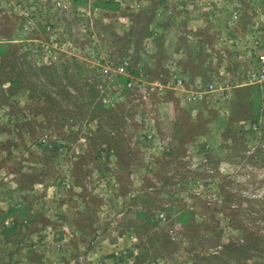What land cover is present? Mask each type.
I'll return each mask as SVG.
<instances>
[{
  "label": "rangeland",
  "instance_id": "rangeland-1",
  "mask_svg": "<svg viewBox=\"0 0 264 264\" xmlns=\"http://www.w3.org/2000/svg\"><path fill=\"white\" fill-rule=\"evenodd\" d=\"M0 49V264H264V0H0Z\"/></svg>",
  "mask_w": 264,
  "mask_h": 264
},
{
  "label": "trees",
  "instance_id": "trees-1",
  "mask_svg": "<svg viewBox=\"0 0 264 264\" xmlns=\"http://www.w3.org/2000/svg\"><path fill=\"white\" fill-rule=\"evenodd\" d=\"M1 52H4V50L2 51V49H0ZM10 229V228H9Z\"/></svg>",
  "mask_w": 264,
  "mask_h": 264
},
{
  "label": "built area",
  "instance_id": "built-area-1",
  "mask_svg": "<svg viewBox=\"0 0 264 264\" xmlns=\"http://www.w3.org/2000/svg\"><path fill=\"white\" fill-rule=\"evenodd\" d=\"M263 72H264V70H263ZM263 75V74H262ZM264 76V75H263Z\"/></svg>",
  "mask_w": 264,
  "mask_h": 264
},
{
  "label": "crops",
  "instance_id": "crops-1",
  "mask_svg": "<svg viewBox=\"0 0 264 264\" xmlns=\"http://www.w3.org/2000/svg\"><path fill=\"white\" fill-rule=\"evenodd\" d=\"M235 88V87H234ZM239 88H241V87H239Z\"/></svg>",
  "mask_w": 264,
  "mask_h": 264
}]
</instances>
